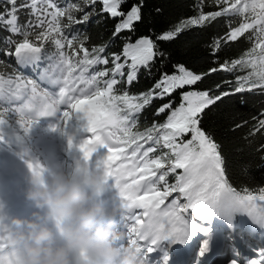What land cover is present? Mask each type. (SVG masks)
I'll return each instance as SVG.
<instances>
[{"label": "snow or ice", "instance_id": "obj_1", "mask_svg": "<svg viewBox=\"0 0 264 264\" xmlns=\"http://www.w3.org/2000/svg\"><path fill=\"white\" fill-rule=\"evenodd\" d=\"M145 7V0H0V54L59 88L49 92L24 75L0 72V96L24 99L15 110L25 128L61 104L69 106L65 120L71 111L84 114L89 135L78 150L90 161L106 149L97 167L114 183L115 202L124 210L118 225L143 264H264V186L234 185L220 145L202 125L205 111L226 97L264 95V0H199L196 15L141 34ZM101 17L111 25L109 39L92 44L76 29ZM217 24L207 44L213 66L196 71L177 63L161 71L169 66L164 44ZM117 41L121 47L112 51ZM241 43L247 47L238 56L221 59ZM153 72L158 78L150 88L131 91L141 75ZM220 72L234 79L198 87ZM155 101L162 103L154 115L166 119L141 127ZM5 111L0 108V122ZM253 121L250 135L264 132V111ZM28 167L35 171L32 162Z\"/></svg>", "mask_w": 264, "mask_h": 264}, {"label": "trees", "instance_id": "obj_2", "mask_svg": "<svg viewBox=\"0 0 264 264\" xmlns=\"http://www.w3.org/2000/svg\"><path fill=\"white\" fill-rule=\"evenodd\" d=\"M198 2L199 0H145L146 7L143 9L145 22L139 25V32L141 34L159 33L181 18L196 15L193 8ZM205 2L211 4V0H205ZM210 10L213 9L204 8V11ZM110 27L111 25L106 24L101 17L91 21L83 29L77 28L76 30L89 36L92 44L99 45L108 41ZM219 29L220 25L218 24L205 29L195 28L184 32L175 41L164 44L163 48L169 58L166 60V64L169 66L161 69V71H171V65L177 63H184L196 71H206L208 67L213 66L211 65L212 58L207 54L209 51L207 44ZM120 47L121 45L117 41L111 46V50L119 51ZM246 47V43L232 44L230 51L221 53V59L236 57ZM0 60L5 61L4 65H0V72H15L16 75H24L29 79L33 78L27 74L23 69L24 67L17 65L14 59L0 54ZM46 64L47 62L43 61L41 65L45 67ZM153 76H157V73L141 75L138 82L132 86L131 91L138 93L150 88L154 83ZM233 79L232 75L220 72L205 79L198 87L200 89L211 88L217 83ZM241 99L244 100V104L240 103ZM160 103L162 101H155L150 108L144 111L140 119L141 127L145 125V122L150 124L156 120L162 123L166 119L165 114L158 117L154 115V109ZM0 108L6 110L3 121L18 117L14 108L10 107L6 98L2 96H0ZM261 111H264V95L252 92L243 96L226 97L204 113L202 125L220 145L227 173L234 185L247 186L253 189L264 186V160H261L264 151H258L260 145L264 144V132L250 135L255 126L253 117H256ZM243 121L248 123L240 128H235V125L241 124ZM0 139L4 140L1 134Z\"/></svg>", "mask_w": 264, "mask_h": 264}, {"label": "clouds", "instance_id": "obj_3", "mask_svg": "<svg viewBox=\"0 0 264 264\" xmlns=\"http://www.w3.org/2000/svg\"><path fill=\"white\" fill-rule=\"evenodd\" d=\"M84 183L95 185L96 177L89 175L85 177ZM29 196L49 204L54 211L67 218L68 224L64 229L67 243L65 246H53L52 232L30 222L28 234H21L17 239L23 248V264H71L69 249L75 247L89 248L97 257L92 264H101L100 258L112 261L119 257L117 248L92 232L97 211L88 206V193L79 180L61 177L51 189L38 186L29 192ZM131 256L124 257L122 264H143L140 258L132 260Z\"/></svg>", "mask_w": 264, "mask_h": 264}, {"label": "bare ground", "instance_id": "obj_4", "mask_svg": "<svg viewBox=\"0 0 264 264\" xmlns=\"http://www.w3.org/2000/svg\"><path fill=\"white\" fill-rule=\"evenodd\" d=\"M48 115L50 117H56L57 110H55L54 112ZM74 115L81 121L86 120L82 112L75 111ZM0 131L4 133L9 138L10 142L18 148V150L21 152L20 157L22 159V162L27 164L25 169L24 170L22 169L23 171L19 173L17 179H11L10 177H8L9 175H7V173L2 174L1 173L2 168L0 165L1 192L8 200H10L14 204H17L21 200H26V199H30L35 203H39L37 199L31 198L29 196L30 191L34 190L38 186L46 189H51L54 186V182L57 179L61 177L67 178L65 170L59 162L60 159L56 158V154L53 149V142L48 143L47 139H44L43 137L37 138L36 144L42 147L44 151L49 154L47 161L45 163L42 159V156H40L38 152L35 149H33L31 146L24 143L22 137L14 133L5 122H0ZM88 135H89L88 132L83 136L76 135L77 137L79 136L80 139L78 140V142L76 140H72L71 146H73L74 148L72 149L71 153H68L67 158L69 161H71V159L75 160L76 162L75 172L77 173V175L81 177V179L84 180L85 177L89 175H94L96 177L97 183L95 185H88V188L94 187L95 189H99V191H97L98 193L111 192V190H113L111 192V195L117 194L113 181L109 180V182L107 183L104 169L97 167L98 162L102 160L104 154L106 153V149L100 147L89 161L87 158L83 157V154L79 152L77 148V144H80L83 141V139H85ZM29 162H32L34 164L35 171L33 170V168L28 167ZM36 175L43 179L36 178ZM39 206L45 207L50 205L40 201ZM122 230L123 229L121 227L116 228L114 230H109L107 232V235L111 238L114 236L117 242L119 236L123 237V235H121L120 233ZM256 245L260 246L259 238L256 239ZM115 248H117L119 251V257L115 259V261H117L120 264L122 263L124 257H129L131 256L132 253H136L135 256H131L132 260H136L137 258H140L139 253L137 252L135 246H132V244L128 242H122L121 244L117 245Z\"/></svg>", "mask_w": 264, "mask_h": 264}, {"label": "rangeland", "instance_id": "obj_5", "mask_svg": "<svg viewBox=\"0 0 264 264\" xmlns=\"http://www.w3.org/2000/svg\"><path fill=\"white\" fill-rule=\"evenodd\" d=\"M30 70H31V68H30ZM34 75H36L35 77L37 79L35 81L37 83H39L40 88L42 89L44 86V84H42V82L40 83V81H42V80L41 79L39 80L37 78L38 73L35 72ZM20 100H22V99H20ZM20 100H17V101H20ZM66 110H69V107L68 108H59V107L57 108V114L61 117L60 119L62 122L59 129H55L52 126H50L49 124H44V126H42V127L40 126L38 128V126L36 125V123L34 121L30 127L25 128L21 124V114L18 111H16L15 109H14V112L17 113L19 116L14 117V118H10V119H6L5 123L9 126V128L12 131L14 130V132L16 134H18L19 136L22 137V139L24 140V143L28 144L33 149H35L38 152V154L40 156H42L43 161L46 163L47 158H48L47 152H45L41 148L36 147V145H35L36 137H35L34 131H33V127H35V129H37L40 132V134L44 138L47 139L48 143L53 142V147L55 150L56 158L60 159L59 162L65 170L66 166L68 165V159H67V155L65 154V151L62 150L61 146L63 145V143H62V140H63L62 129L64 127L63 121L65 120L63 113ZM70 115L73 116L74 111H71ZM80 128H82V126H80ZM82 130H84V128H82ZM0 134L4 137V140L0 139V165L2 168L1 173L2 174L7 173V175H9L8 177H10L11 179H17L19 176V173L25 169L27 164L22 162V159L20 157L21 152L18 150L17 147L10 144L9 138L4 133H2L1 131H0ZM84 134H85V132H84ZM61 161H63V162L61 163ZM36 178L40 179L41 177L36 175ZM41 179H43V178H41ZM123 242H127L125 232H124ZM117 245H119V244H115L114 247H116ZM132 246H134V245H132ZM114 264H118V262L115 261Z\"/></svg>", "mask_w": 264, "mask_h": 264}]
</instances>
